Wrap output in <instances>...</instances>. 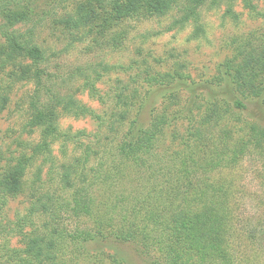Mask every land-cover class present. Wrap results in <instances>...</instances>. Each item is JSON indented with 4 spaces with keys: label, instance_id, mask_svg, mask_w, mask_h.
I'll return each instance as SVG.
<instances>
[{
    "label": "trees",
    "instance_id": "trees-1",
    "mask_svg": "<svg viewBox=\"0 0 264 264\" xmlns=\"http://www.w3.org/2000/svg\"><path fill=\"white\" fill-rule=\"evenodd\" d=\"M9 1L0 0V7L10 5ZM236 1L83 0L68 23L73 29L90 27L92 31L97 22L120 21V25L164 18L179 8L183 16L174 25L184 27L190 20L198 24L199 11L208 3L225 4L226 14L236 19L232 9ZM244 2L255 11L252 1ZM126 34L127 29L115 31L109 45L118 48ZM2 36L5 48L0 49V59L5 58L8 65L31 61L17 80L36 84L31 102L34 116L28 127L41 131V139L31 157H22L0 174V224L8 201L32 190L30 207L22 219L25 226L11 230L22 236L24 247L5 246L1 259L7 257L11 264H79L89 259L83 253L85 244L95 242L116 250L105 255L108 264H128L121 256L124 247L132 248L146 264H264V248L258 245V235L264 236V231L242 229L232 206V183L212 178L238 166L250 151L264 154V127L242 116L246 102L256 101L264 108V43L253 47L245 41L209 83L210 87L225 86L233 97L213 98L205 105L194 101L180 113L168 106L153 108L145 126L144 114L152 107L155 91L174 89L188 80L180 69L163 74L146 68L144 85L142 69L136 64L95 67L97 79L99 69L123 74L137 70L127 82H117L109 98L111 115L105 117L81 106L74 96L51 89L53 76L43 66L44 51L31 37L7 31ZM86 71L78 69L76 75L85 77ZM88 88L98 97L94 84ZM12 89L0 86V113ZM168 91L166 97L177 100V93ZM62 113L76 119L88 114L109 132L106 136L61 133L58 119ZM179 120L185 123L183 131L178 128ZM171 128V140L180 141L182 148L161 151V140ZM59 141L62 164H57L53 152V143ZM40 158L42 167L28 183L29 172ZM45 166H49L47 175L53 177L48 185L42 179ZM35 217L42 220L40 227ZM26 226L33 230L24 232ZM242 240L245 246H237Z\"/></svg>",
    "mask_w": 264,
    "mask_h": 264
},
{
    "label": "rangeland",
    "instance_id": "rangeland-1",
    "mask_svg": "<svg viewBox=\"0 0 264 264\" xmlns=\"http://www.w3.org/2000/svg\"><path fill=\"white\" fill-rule=\"evenodd\" d=\"M81 1L83 0H10V5L0 7V49L5 48V39L2 36L4 31L31 37L44 51L46 63L43 66L53 76V83H49L51 89L55 90L56 87L62 95L74 96V100L81 106L100 116L111 115L113 105L109 98L116 90L117 82H127L130 75H135L137 70L123 74L105 73L99 69L97 72L100 77L97 79L93 70L97 66L127 67L136 64L137 68L142 69V83L146 68L163 74L180 69L181 73L189 77L182 84L175 85L176 88L168 89L177 93V100L173 101L176 103L166 97L170 94L168 90L151 91L152 95L155 91L153 104L150 109L146 108L144 114V125L148 126L153 108L168 106L171 111L173 108V111L179 112L182 108H190L194 101H198V104L203 101L205 105L213 98L227 100L233 97L225 86L210 87L209 83L217 76L219 67L233 59L237 51L244 47L245 41L251 42L253 47L264 43V0H250L255 11H251L244 0L236 1L232 7L236 19L226 14L225 4L214 6L208 3L199 11L198 24L190 20L184 27L174 25L183 16L179 8H176L164 18L154 16L151 19H135L120 25V21L97 22V27H93L92 31L90 27L73 29L72 24L68 23V17L74 15ZM126 29L128 34L122 37L120 46H110L114 32ZM28 64L31 65V61L8 65L5 58L0 59V86L5 89L13 86L12 91H8V102L0 113V174L22 157H31L41 139V131L33 130L31 125L28 127L33 118L31 116H34L31 102L36 95V84L33 80H17V76L24 72L23 69ZM78 69L87 70L86 79L83 74L76 75ZM91 84L96 86L98 97L89 93L88 85ZM42 101L46 103L48 98L46 100L44 97ZM246 103L247 110L242 114L243 118L264 127V108L256 101ZM179 124L178 128L183 131L185 123L179 120ZM58 128L61 133L83 132L88 136H106L109 132V128L106 129V126L100 125L88 114L76 119L68 113H62L58 119ZM169 130L173 128L166 130L165 138L160 144L161 151L181 150L180 141L173 142ZM69 148L71 150L72 144H69ZM53 152L57 164H62L60 141L53 143ZM41 164L40 158L29 172L28 183L34 181L33 172ZM48 172L49 166L43 167L42 179L47 185L53 179L47 175ZM212 178L216 182L222 180L232 183V206L242 229L246 232L253 229L264 231V154L250 151L240 160L238 166L217 172ZM31 193L32 190H29L11 198L3 211L0 224V264H11L6 262L7 257L1 259L7 251L5 246L18 249L24 247L22 236L11 230H16L19 224L24 225L22 219L30 207ZM35 218L37 226L40 227L42 220ZM31 230L33 228L26 226L23 231L29 233ZM239 234L244 233L240 231ZM258 237L261 242L258 245L264 248V236ZM236 244L245 246L243 240ZM115 251L104 244H85L83 253L89 259L84 261L82 257L79 264H108L105 255L114 254ZM121 252L128 264H146L130 247L122 248Z\"/></svg>",
    "mask_w": 264,
    "mask_h": 264
}]
</instances>
